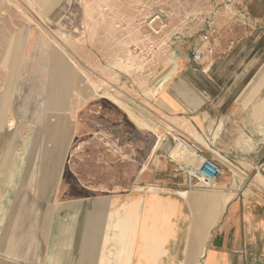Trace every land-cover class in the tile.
I'll return each instance as SVG.
<instances>
[{
    "label": "crops",
    "instance_id": "crops-1",
    "mask_svg": "<svg viewBox=\"0 0 264 264\" xmlns=\"http://www.w3.org/2000/svg\"><path fill=\"white\" fill-rule=\"evenodd\" d=\"M71 1L31 3L60 27ZM233 3L241 18L226 26L221 44L209 46L199 62L192 51L201 46H173L152 91L158 120L186 140L193 166L198 153L190 145L219 162L218 151L227 157V130L245 129L248 120L250 130L260 131L264 119V0ZM52 93L48 87L43 97ZM47 108L45 114L68 118ZM55 120L45 124L46 140L67 144L73 132ZM157 141L131 188L56 200L50 167L27 174L25 144L7 152L1 147L14 144L0 139V264H264V165L238 157V168L253 171L250 182L231 186L224 172L216 188L199 191L187 184L185 162L171 156L173 141L166 134ZM235 141L239 156L261 144Z\"/></svg>",
    "mask_w": 264,
    "mask_h": 264
},
{
    "label": "rangeland",
    "instance_id": "rangeland-1",
    "mask_svg": "<svg viewBox=\"0 0 264 264\" xmlns=\"http://www.w3.org/2000/svg\"><path fill=\"white\" fill-rule=\"evenodd\" d=\"M31 1L0 0V129L12 128L0 131V139L14 144L1 149L17 152L25 144L27 174L47 164L56 200L136 185L157 138L165 134L173 141L171 156L193 166L186 140L158 120L152 91L173 46H201L203 59L209 46L221 44L226 26L241 18L234 0H72L60 27L47 23ZM28 29L36 31L31 35ZM22 30L26 34L17 35ZM48 87L53 99L43 97ZM47 107L66 111L68 118L45 114ZM132 114L148 125L140 129ZM54 120L67 127L68 135L73 132L67 144L51 146L46 140L45 124ZM261 120L260 131L250 130L248 120L245 129L227 130V157L218 151L216 162L231 186L248 183L253 175L249 167L238 168V157L264 165ZM253 139L260 146L248 145L239 156L234 141L252 145Z\"/></svg>",
    "mask_w": 264,
    "mask_h": 264
},
{
    "label": "built area",
    "instance_id": "built-area-1",
    "mask_svg": "<svg viewBox=\"0 0 264 264\" xmlns=\"http://www.w3.org/2000/svg\"><path fill=\"white\" fill-rule=\"evenodd\" d=\"M205 40H207V38H205ZM201 56L202 52L200 49L192 51V59L195 62H199ZM186 173L190 182L189 188H196L198 186L202 188H212L223 175V167L218 162L199 155L197 164L188 168ZM192 182L194 183L191 184Z\"/></svg>",
    "mask_w": 264,
    "mask_h": 264
},
{
    "label": "bare ground",
    "instance_id": "bare-ground-1",
    "mask_svg": "<svg viewBox=\"0 0 264 264\" xmlns=\"http://www.w3.org/2000/svg\"><path fill=\"white\" fill-rule=\"evenodd\" d=\"M122 95V94H121ZM122 101V100H121ZM133 103V102H132ZM1 104V103H0ZM120 104V103H119ZM119 106V105H118ZM142 106V105H141ZM122 107V106H121ZM128 107V106H127ZM0 108H1V106H0ZM129 109V108H128ZM130 111V110H129ZM132 111V110H131ZM127 113H128V111H127ZM146 113V112H145ZM151 116V115H150ZM150 116H149V118H150ZM131 117V119L135 122V124L140 128V129H144L148 124L147 123H145V121H143V120H139V119H137V118H135L134 116H133V114H132V116H130ZM154 122V121H153ZM12 123H13V121L11 120V121H9V126L10 127H12ZM150 124V123H149ZM154 124V123H153ZM152 124V125H153ZM149 127V126H148ZM158 137V136H157ZM160 141V140H159ZM158 142V141H157ZM156 142V143H157ZM156 147V146H155ZM155 149V148H154Z\"/></svg>",
    "mask_w": 264,
    "mask_h": 264
}]
</instances>
